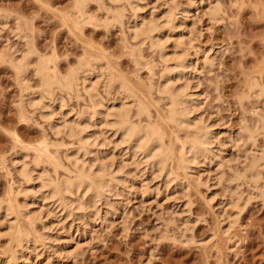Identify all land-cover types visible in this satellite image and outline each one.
<instances>
[{
  "label": "rangeland",
  "instance_id": "374dc122",
  "mask_svg": "<svg viewBox=\"0 0 264 264\" xmlns=\"http://www.w3.org/2000/svg\"><path fill=\"white\" fill-rule=\"evenodd\" d=\"M76 2L0 0V203L16 195V212L24 210L35 222L0 215V264H264V0H137V23L155 22L164 52L184 59L185 68L172 70L169 83L173 90L184 87L190 100L191 126L184 130L166 121L169 99L157 91L166 64L147 39L130 38L131 9L123 2L86 0L88 14L79 22ZM30 47L53 60L50 67L61 77L94 62L80 77L88 73L99 82V109L105 114L124 102L134 123H158L167 133L166 145L176 146L171 177L135 155L103 114L87 119L92 103L81 85L79 95L59 89L46 93L34 69L36 57L19 79L10 59L21 58ZM109 70L133 93L118 83L111 87ZM30 99L36 105L31 107ZM141 101L150 106L151 117L140 121ZM65 121L80 123L83 136L93 142L83 164L94 163L95 170L106 164L122 182L96 205L87 202L89 194L81 200L83 210L72 202L71 213L58 208L36 178L42 171L57 179L46 158L41 163L35 155L45 138L48 153L65 168L70 166L66 155L81 147L77 137L52 129V123L61 129ZM207 132L208 153L189 171L178 165L181 145ZM23 156L37 170L30 182L18 174ZM59 171L58 178L70 177ZM10 222L22 224L36 241L8 259Z\"/></svg>",
  "mask_w": 264,
  "mask_h": 264
},
{
  "label": "bare ground",
  "instance_id": "6f19581e",
  "mask_svg": "<svg viewBox=\"0 0 264 264\" xmlns=\"http://www.w3.org/2000/svg\"><path fill=\"white\" fill-rule=\"evenodd\" d=\"M111 1L123 2L133 12V14H134V21H132L133 26H131V29H129V33H130L129 35H130L131 39H133V38L136 39L137 37H140V36L144 37L145 39H147L150 42L151 47L160 49V55H161L162 60L165 62L166 67H165V72L163 73V75L161 77L162 81L160 82L159 88L157 91L160 94L166 95L165 97L168 96V99H169V106L167 105L168 106V116H167L166 121L168 123H172V124L176 125V127L181 128L183 130L187 129V128L189 129V125H190L189 123L191 122L192 119L190 120V118H189V113H190L191 108H190V100L188 99V95L186 94V89L184 87H181V88L179 87L178 89L175 88L173 90L174 87L173 88L171 87L172 86L171 84H173V83H171L169 85V83L171 81L170 73L172 72V70H176L175 68H179V67H182L183 65H185L183 62L184 59L181 57L183 59V61H182L180 56L174 58V56L177 55L178 53L175 54L173 52L175 55L172 54L173 57L172 56L169 57L170 55L165 53L166 51L164 52V50H163L164 47L162 48L160 45L161 39L156 34L158 32V26L155 22L154 23L153 22L144 23V21H143L142 24L137 23L138 19L141 17V15L139 14V11H140L139 8L140 7H139L137 0H111ZM86 8H87L86 7V0H77V2L75 4V9H76L75 13L77 11L76 14L78 16L79 22L80 21L84 22V19H86V17H87L86 15L88 14ZM215 9H214V11H211L212 12L211 14H212V18H215V20H216V18L218 17V14H219V9H217L216 7H215ZM212 10H213V8H212ZM76 19H74V20H76ZM78 19H77V21H78ZM169 19L171 20V18L166 16L165 20H167L169 22L170 21ZM88 20H89V18H88ZM88 20H85V21L87 22ZM115 20H117V19L115 18ZM168 22H166V23H168ZM76 24L79 25L78 23H76ZM121 25H123V24H121ZM75 27L77 28L76 25H75ZM79 30H80V28H79ZM160 32H159V34H160ZM30 49H31V47H30ZM27 53L25 55H22L21 58H19V56L13 57L12 59H10L11 62H9L10 64H12L13 68L16 70V73L18 74L17 76L19 79L24 80L25 74L28 72V70H30L33 67L32 59L36 57L37 58V61H36L37 65L34 67V69L36 71L37 76L40 77L39 80H41V83L43 86L42 87L43 91H45L46 93L48 92V94L49 93L53 94L51 92H53L55 89H59L62 92L64 91L68 94L71 92L77 91L78 92L77 95H79L81 92L79 89V86L81 85L82 86L81 90L83 92H85V94L90 99V102L92 103V105H91L92 109H89V110H87L88 112H86L87 119L88 118L92 119V117L94 118V116L96 114H98V115L103 114V111L99 109V107L102 108L101 105H103V104L100 100H98V98H97L98 94H96V92H97L96 91V89H97L96 84H98L99 82H96L97 79L95 81H93L89 77L88 73H87L88 75L86 74L84 76L85 77L84 79H81V77H80L81 72L83 71L82 69L87 68V66L90 67L89 69L93 68V66L91 64H94V62L89 63V64H82V66H80V68L78 70L77 69L74 71L72 70V71L68 72L69 74H66L67 76L65 75V77L64 76L61 77L59 75V72L56 70L57 69L56 67H55L56 69L55 68L52 69V67H50V65L53 64V63H51L53 60L51 61L50 59H47L46 56H45V58H43V56H40L37 53V51H35L34 49H31V51H29L28 54ZM83 61H82V63H83ZM102 62L104 63V61H102ZM173 62H176V64L173 65ZM97 65H98V63H97ZM100 68L102 69V67H100ZM107 68H109V67H107ZM108 72L110 74V75H108V76H110L109 80H111L110 84L112 83L111 87H113L112 85H114L115 83L116 84L118 83L119 86L121 85V88H123L124 91L126 90V92H128V93L132 92V90L130 89L131 87H129L130 84L128 85L126 80L122 79L121 77H116L117 75H115V73L113 71L109 70ZM173 73H174V71H173ZM19 81H21V80H19ZM251 87L253 88V89L251 88L252 90H254V89L256 90V88H258L257 86H255V84L252 85ZM23 91H24V93L28 92V88L27 87L24 88ZM25 95H24V97H25ZM41 101L42 100H40V101L38 100L36 102L40 103ZM23 102L25 103V101H23ZM29 102H30L31 107L36 105V103L34 102L33 99H30ZM33 102H34V104H33ZM39 103H37V105L43 104V103H40V104ZM121 103H122L121 106L118 108L116 106H113V107H110V109L107 108L105 110V114H103V115H104L105 119L107 120V122L108 123L110 122L111 127H115L118 132L121 131V138L124 141V143H127V142L130 143V146H128V147L132 150H135L134 151L135 155L136 154L138 155L139 153H140L139 155H143L144 159H146L145 160L146 163L150 166V168L151 167L154 169L156 168V169H158L159 172L160 171L165 172L167 174L166 175L167 178L171 177L170 174L172 173V171H171L172 170L171 169L172 164L174 163L176 156H177V153L173 149V147L176 148V146H174V144H173V146L170 144H168V146L166 145L165 138H166L167 133L165 132V130L160 125H157L158 123L157 124L154 123L155 125L151 124V123H149V124H143V123H139V124L137 123L136 124V123H134L133 117L131 116V108H128V106L124 102H121ZM44 106L47 108L50 107V105L49 106L44 105ZM60 106L62 107L63 103H61ZM138 106L139 107H138L136 117L140 121L144 117L149 119L151 117L150 110H149L150 106L145 105V103L143 101H141L140 105H138ZM41 108H42V106H41ZM82 114H84V112ZM84 115H82V116H84ZM47 117H49V116H47ZM111 117L113 118V120L111 119L112 121H109V118H111ZM50 120H51V118H50ZM262 122H263L262 126L264 128V121H262ZM63 123H65L62 127L63 130H61L62 128L59 129L60 126L58 124L52 123V125H51L52 129L53 130L55 128L57 129V130L55 129L56 132L55 131L54 132L55 133H58V132L61 133L63 131V133L66 134L67 136L77 137L78 141H80L79 146H81L77 150H74L71 154L66 155V159L70 162L71 168H70V166H69V168H67V167L65 168L64 164L62 165L59 160L54 159L55 156L51 157V155L48 153L51 150L48 151V149H47L48 148V143H47L48 140L46 141L45 140L46 138H45L44 141L42 140L43 142L41 143V145L38 148H35L37 150V152L35 151V155L40 156L39 158L37 157L38 161H41V163L46 161V164H49V166H51L53 168V170L57 176V179L54 180L52 178L53 179L52 180V179H50L51 177H49V175H48V178H47V176H44L45 174L42 173V171H41V173H38L37 170H35V169L34 170L37 171L36 172L37 173L36 178L40 180L41 187L43 189L46 188V190H48V191H46L47 196L49 195V197L53 198V199L56 198V201L59 204L58 208L62 207L63 209H65L66 211L71 213L73 210V209H71V206L74 205L72 202H75V204L78 202L76 209H78V210L82 209L83 210L82 206H84V203H83L85 201L84 198H85V196H87L89 194L88 195L89 197L87 196L89 199L86 197L89 200V201L87 200V202H93L92 204L96 205V203L98 202V199H100V198H104L107 200L108 195L110 194L112 189L117 188L118 184H120L122 182L119 180L121 178H119L116 173L114 174V172H116V171H114L113 173L111 171H108L110 169L108 166L107 167L105 166L106 164L104 165L102 163L103 165H100L98 167V169H96V170L94 169V167H95L94 163L92 166L86 167V165L83 164L84 162L82 159L85 156L89 155V153H92L91 152L92 150L90 151V144H92L93 142L89 143L90 141L88 140V138H85V136H83V129L82 128L79 129V126L81 125L80 123H78L77 126H75V127L72 125L71 126L68 125L67 123H69V122H67V121H65ZM209 134L210 133L207 132L206 135L203 133L202 136L199 133L194 135V136L191 135V137L187 136V138L189 137L188 141L184 142L181 145L182 151L179 152L181 157L179 156L180 159H178V161H179L178 165L182 164L181 166H183L185 168V170L189 171V169H191V165H193L195 162H198V159L200 157H203L206 153H208L209 145H210V143H209V140H210L209 136L210 135ZM45 137H47V136H45ZM178 137L176 139H178L181 142L182 140H180ZM15 140L18 141V143H19L18 145H20L22 143V142H20V140H18V138ZM26 148H27V146H26ZM35 149L33 148V150H35ZM80 153H82L81 157H79ZM94 157H96V156H94ZM43 158H46V160L44 159V161H43L42 160ZM24 159H25V156H23V160L20 161L22 163H18V164H21V166L18 168V174L20 176H22L27 182H30V181L34 180V177H33L34 176L33 175L34 170H31L32 168L30 169L28 167V164H27V162H25ZM261 160L264 162V156L261 158ZM85 162H87V161H85ZM95 162H97V161H95ZM253 162H254V160H253ZM175 163H177V161H175ZM39 165H40V163H39ZM254 167L255 166H253V168ZM107 168H108V170H107ZM177 169H179V168H177ZM59 170H64V172L66 174H69L70 177H67V178L65 177L63 179L58 178L61 176V175L59 176V172H60ZM258 172H260V170ZM184 173H186V172L184 171ZM118 174H120V173L118 172ZM165 179H166V177H165ZM19 192L21 193L20 190H19ZM14 196H15L14 198L8 197L9 200H7L6 202H2L3 201V199H2V201H1L2 203H0V215H4L6 217H8L10 215H15L14 217H16L15 219L17 221L20 217L21 218L23 217L24 219L26 218L28 220L29 224H31V226H33L35 222L33 221L34 219L31 215L24 212V210L19 211L18 208H17V210L19 211V213L16 212L15 209H16V204L18 202L16 199V195H14ZM96 199H97V201H96ZM81 200H84V201H81ZM71 203L73 205H71ZM95 205H93V206L96 207ZM10 223L12 224V222H10ZM17 223L16 224L14 223V225L13 224L10 225L11 231L14 230V232H13V234H11L12 233L11 232L10 233L11 235L9 234L10 236L7 235V237L9 236L8 242L10 244H9L5 254L8 257V259L9 258H15L16 253H18V251L20 249H23L26 246V244L28 246V242H31L35 239V238H32L33 233L28 232L29 230L28 231L26 230L27 232L25 230H23V228H22L23 225L21 224L23 222L20 223L21 226L19 225V223H18V225H19L18 226ZM8 230H10V229L8 228ZM33 231H36V230L33 229ZM34 241H36V240H34ZM6 245H8V244H6ZM33 248H35V247H33ZM20 251H22V250H20ZM36 251H37V249H36ZM10 260H8V261H10ZM16 261H17V259H16Z\"/></svg>",
  "mask_w": 264,
  "mask_h": 264
}]
</instances>
